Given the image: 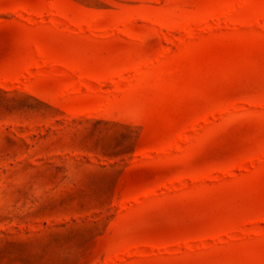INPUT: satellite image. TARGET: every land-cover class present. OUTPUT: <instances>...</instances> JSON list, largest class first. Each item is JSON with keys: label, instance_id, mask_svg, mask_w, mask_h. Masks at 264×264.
<instances>
[{"label": "rangeland", "instance_id": "obj_1", "mask_svg": "<svg viewBox=\"0 0 264 264\" xmlns=\"http://www.w3.org/2000/svg\"><path fill=\"white\" fill-rule=\"evenodd\" d=\"M0 264H264V0H0Z\"/></svg>", "mask_w": 264, "mask_h": 264}]
</instances>
